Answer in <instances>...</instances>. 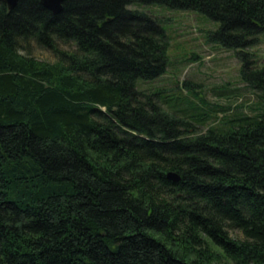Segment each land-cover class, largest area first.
<instances>
[{
    "label": "trees",
    "instance_id": "1",
    "mask_svg": "<svg viewBox=\"0 0 264 264\" xmlns=\"http://www.w3.org/2000/svg\"><path fill=\"white\" fill-rule=\"evenodd\" d=\"M61 6L0 0V264H264V0ZM154 7L218 23L258 100L138 88L168 65Z\"/></svg>",
    "mask_w": 264,
    "mask_h": 264
},
{
    "label": "rangeland",
    "instance_id": "2",
    "mask_svg": "<svg viewBox=\"0 0 264 264\" xmlns=\"http://www.w3.org/2000/svg\"><path fill=\"white\" fill-rule=\"evenodd\" d=\"M132 7L135 6H130ZM147 10L154 12L161 20V26L168 36V65L162 76L153 81H140L138 88L144 83L141 89L159 88L168 94L179 93L184 82L188 81L194 86V90L199 92L200 97L203 96L211 103L227 105L232 100L231 104L240 105L253 104L258 100L255 93L240 80L241 62L235 52L208 42L207 33L215 30L218 23L192 11L168 10L163 7ZM248 51L255 55L257 66H264V33ZM24 53L41 62L55 61L51 52L35 44H30ZM231 91H237L239 97L234 95L228 99ZM194 101L201 105L196 99ZM205 127L203 129H206Z\"/></svg>",
    "mask_w": 264,
    "mask_h": 264
},
{
    "label": "water",
    "instance_id": "3",
    "mask_svg": "<svg viewBox=\"0 0 264 264\" xmlns=\"http://www.w3.org/2000/svg\"><path fill=\"white\" fill-rule=\"evenodd\" d=\"M8 9H12L18 0H2ZM64 0H41V4L51 10L54 13H58L61 10V3ZM167 177L173 181L179 180V176L176 173L169 172Z\"/></svg>",
    "mask_w": 264,
    "mask_h": 264
}]
</instances>
